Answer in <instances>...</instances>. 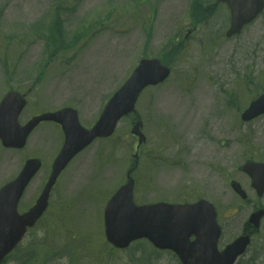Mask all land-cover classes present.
Segmentation results:
<instances>
[{
    "label": "rangeland",
    "instance_id": "1",
    "mask_svg": "<svg viewBox=\"0 0 264 264\" xmlns=\"http://www.w3.org/2000/svg\"><path fill=\"white\" fill-rule=\"evenodd\" d=\"M213 1L0 0V99L10 89L27 93L22 123L73 106L90 126L141 58L163 57L172 76L145 90L138 105L148 141L133 172L136 202L211 200L223 229L222 249L241 233L253 207L264 206L247 177H240L247 200L228 182L236 166L264 153V117L248 123L240 117L264 90V14L226 39L229 12ZM194 26L200 29L185 38ZM132 121L122 119L111 138L72 161L47 213L6 264H179L172 252L156 251L145 239L114 251L104 236V206L127 181L136 151ZM62 143L50 123L34 130L25 149L0 143V187L25 160L44 162L20 209L35 203ZM238 264H264V219Z\"/></svg>",
    "mask_w": 264,
    "mask_h": 264
},
{
    "label": "water",
    "instance_id": "2",
    "mask_svg": "<svg viewBox=\"0 0 264 264\" xmlns=\"http://www.w3.org/2000/svg\"><path fill=\"white\" fill-rule=\"evenodd\" d=\"M232 10V25L228 35L238 33L244 24L251 22L264 7V0H221ZM170 69L158 59H143L131 78L117 91L106 105L96 125L88 130L81 126L78 113L65 108L55 113L34 117L26 125L18 123V116L25 101L16 92L9 93L0 105V137L6 146L22 147L30 132L41 120H56L63 124L66 133L65 144L55 159L50 178L37 200L36 205L20 216L17 203L32 178L41 168L40 159H29L19 176L0 191V261L22 238L28 226H33L48 206L50 192L61 171L69 161L97 137L111 135L119 119L135 109L142 90L150 84L164 81ZM260 101L251 105L243 114L245 120L259 114ZM142 122L133 128L141 136ZM252 162L243 168L253 173ZM133 180L124 185L109 201L105 222L108 238L118 247H126L137 238H149L159 248L174 250L184 264H233L250 242V236H242L219 252L217 242L220 226L212 203L201 200L194 204H170L161 202L137 206L133 202ZM253 185L259 194L264 192V170L254 176ZM235 189L242 193L238 184ZM245 196V194H243ZM263 212L254 214L251 222L257 227ZM192 236H196L194 241Z\"/></svg>",
    "mask_w": 264,
    "mask_h": 264
},
{
    "label": "flooded vegetation",
    "instance_id": "3",
    "mask_svg": "<svg viewBox=\"0 0 264 264\" xmlns=\"http://www.w3.org/2000/svg\"><path fill=\"white\" fill-rule=\"evenodd\" d=\"M264 161V160H263ZM233 179H235V177H231L230 178V182L233 180ZM251 231V229L249 228V227H247V228H245V231L243 232V234L244 233H247V232H250Z\"/></svg>",
    "mask_w": 264,
    "mask_h": 264
},
{
    "label": "trees",
    "instance_id": "4",
    "mask_svg": "<svg viewBox=\"0 0 264 264\" xmlns=\"http://www.w3.org/2000/svg\"><path fill=\"white\" fill-rule=\"evenodd\" d=\"M56 28V26L54 27V29Z\"/></svg>",
    "mask_w": 264,
    "mask_h": 264
}]
</instances>
